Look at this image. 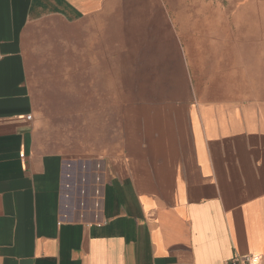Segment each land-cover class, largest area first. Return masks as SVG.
Instances as JSON below:
<instances>
[{"label":"crops","instance_id":"obj_1","mask_svg":"<svg viewBox=\"0 0 264 264\" xmlns=\"http://www.w3.org/2000/svg\"><path fill=\"white\" fill-rule=\"evenodd\" d=\"M142 68L182 70L185 97L109 94ZM68 100L71 156L41 124ZM245 256L264 264V0H0V264Z\"/></svg>","mask_w":264,"mask_h":264},{"label":"rangeland","instance_id":"obj_2","mask_svg":"<svg viewBox=\"0 0 264 264\" xmlns=\"http://www.w3.org/2000/svg\"><path fill=\"white\" fill-rule=\"evenodd\" d=\"M124 73L125 83L123 85H107L109 94L117 95L118 98L122 97L124 103H128L130 100L140 101V112L158 108L162 106L165 100L180 99L186 95L185 78L180 69H127L124 70ZM135 75L142 78L140 80L132 78ZM52 104H59L66 112H63V110H61L62 112H41V124L45 137L49 139L53 147H59V150L65 155L71 156L70 154L73 155L74 153H84L85 149L83 147L88 140L85 137L83 127L84 101L68 100L52 102ZM115 130L116 125L113 118L109 126V140L111 138L115 139ZM76 190H79L78 186Z\"/></svg>","mask_w":264,"mask_h":264},{"label":"built area","instance_id":"obj_3","mask_svg":"<svg viewBox=\"0 0 264 264\" xmlns=\"http://www.w3.org/2000/svg\"><path fill=\"white\" fill-rule=\"evenodd\" d=\"M231 264H251V259L248 256L237 257L231 261Z\"/></svg>","mask_w":264,"mask_h":264}]
</instances>
